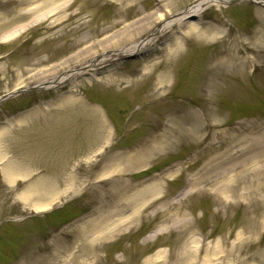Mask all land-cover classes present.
Returning a JSON list of instances; mask_svg holds the SVG:
<instances>
[{"label":"rangeland","instance_id":"1","mask_svg":"<svg viewBox=\"0 0 264 264\" xmlns=\"http://www.w3.org/2000/svg\"><path fill=\"white\" fill-rule=\"evenodd\" d=\"M42 1L0 0V264H264V5L210 4L43 86L114 54L105 38L125 24L153 13L157 28L197 0H54L26 16ZM229 51L243 72L220 62ZM240 131L255 138L237 148Z\"/></svg>","mask_w":264,"mask_h":264},{"label":"bare ground","instance_id":"2","mask_svg":"<svg viewBox=\"0 0 264 264\" xmlns=\"http://www.w3.org/2000/svg\"><path fill=\"white\" fill-rule=\"evenodd\" d=\"M228 1H230V0H197L196 2H194L193 4H191L187 8H185L182 11V14L179 18H175L173 20H169L167 22H164L160 26H158L157 28H152V29L150 28L151 24L148 20V17H151L153 13L152 14L150 13L149 15H146V17L140 18L133 23H127L118 32L116 40H114V37L110 36V35H108L105 38L106 41H104V43H106L107 46H109V45L119 46V49H117L114 54L108 53V54H106V55H104L98 59L97 58H89L87 60H83L82 62H80L78 64V66L74 69V71H71L70 73L64 74L61 76H54L50 80H48L47 82H43V83L41 82L37 85H43V86H53L55 84L60 85L63 82H65L68 78L80 75V74L84 73L85 71H87L89 68H97L101 64L112 62L115 58H120L121 56H126V55H130V54H134V53H138L140 51L146 50L147 48H149V46L151 45L153 40L155 38H157L158 36H160L162 33L166 32L171 27L172 24L176 23L178 25L183 26V25L188 23V19L191 16L192 17L197 16L200 12H202L210 4H216L217 6H219V5L226 3ZM255 1H257V0H255ZM42 2H44V3H42V4L40 3L35 8H32V10H29L27 12L26 16L35 15L37 12L42 10L45 6H47L49 4H53L54 0H44ZM258 2L261 3L262 5H264V0H259ZM52 7H51L52 9L49 10V12L52 14H54L55 11H57V9L60 8V6H58V5H56V6L54 5ZM158 7L160 9L161 5H158ZM37 16H41V15H39V13H38ZM160 18H161V15H157L156 19H160ZM148 28H150V30H151L150 35L148 37H146L144 40L138 41L137 39L140 36V34ZM186 28H187L186 32H190V33L195 34V36L201 40L207 38L211 32L210 28L200 27L196 23H191ZM258 32L263 36L264 29H261ZM179 38L180 37H177V39L172 43V45L169 47L167 54H170L172 52L173 53L177 52L181 48ZM82 42H85V40ZM124 43H130V44L122 46V44H124ZM79 44H80V42H79ZM85 53H86V50L82 49L79 52H77L76 54H74V56H72V59H77V60L81 61L83 59L82 56ZM219 55L221 56V53H219ZM226 55H227V57L222 58L220 60V62H222L226 65L228 64V66L233 70H241L243 72L245 65L247 64V61H245V60H241L242 62L238 61L235 58V56L230 54V51L228 53H226ZM167 82H168L167 75L165 76V78L160 77V79H158L156 82V84H157L156 89L160 90V89L165 88ZM206 84L211 88L218 87V85H216V83L214 84L212 82H206ZM239 134H240V137L237 139L235 147H237V146L239 147V145L245 146L255 138V136H251V135H246V136L242 137L243 132H241V131L239 133H237L236 136H238ZM166 136H168V133H166ZM230 154L227 153L226 157L228 158ZM135 155L136 154L128 155L126 157V160L132 161V159H136ZM247 159L248 158L243 159V163L246 162ZM233 166H235V165H232V166L228 167L227 169H230ZM258 168H259V166L254 163L253 166L250 167L249 172H256L258 170ZM158 184L159 183H157V181H153V183L142 187L139 192H141V191L144 192L150 186H153V185L159 186ZM157 189H158V187H157ZM155 192H156L155 190L151 191L149 193V196H153V194ZM129 196L130 195H128L126 192L121 193V197L122 198L125 197V199H126V201H124L125 203H123L124 206L129 205V204L131 205V204H133V202L135 203V201H136L135 198H131ZM45 204L46 203H44V205ZM139 204L140 203H136L135 206L137 207ZM135 213H136V209L134 207V209L130 215H126V216L120 217L118 219L119 222L114 225V228H116L118 225L128 223V221L131 219V217L132 218L135 217ZM156 233H157V231L153 232L154 235ZM104 234H106V233H104ZM160 253H157V255H160Z\"/></svg>","mask_w":264,"mask_h":264}]
</instances>
